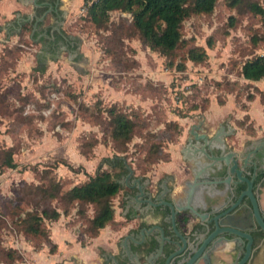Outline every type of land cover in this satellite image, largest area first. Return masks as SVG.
Listing matches in <instances>:
<instances>
[{"label":"rangeland","instance_id":"rangeland-1","mask_svg":"<svg viewBox=\"0 0 264 264\" xmlns=\"http://www.w3.org/2000/svg\"><path fill=\"white\" fill-rule=\"evenodd\" d=\"M255 1L264 6V0ZM86 6L84 0L68 29L74 32L72 49L61 48L59 41L47 51L28 27L8 36L0 24V150L11 148L15 163L9 168L0 159V264H102L115 251L124 223L122 192L112 201L114 220L99 230L98 236L105 232L99 239L90 228L93 204L54 199L51 205L64 218L58 225L69 234L68 243L59 241L63 249L57 255L52 254L58 245L50 251L59 240L51 222L45 221L50 241L17 229L7 200L34 209L41 195L36 186H45L49 178L67 190L100 166L115 174L118 169L105 161L115 155L123 156L134 174L152 178L157 157L174 159L189 126L202 116L214 121L223 107V118L239 125V138L261 134L264 127V77L248 81L241 75L245 60L264 55V23L258 15L218 0L211 14L184 20L186 48L203 46L207 59L185 61L180 71L175 65L184 49L169 59L142 45L126 21L128 14L118 11L110 13L109 27L98 29L85 17ZM111 104L132 114L127 145H116L110 137L103 110ZM84 105L93 112L85 113Z\"/></svg>","mask_w":264,"mask_h":264},{"label":"water","instance_id":"water-1","mask_svg":"<svg viewBox=\"0 0 264 264\" xmlns=\"http://www.w3.org/2000/svg\"><path fill=\"white\" fill-rule=\"evenodd\" d=\"M24 1L40 6L37 0ZM51 7L49 4L42 17ZM232 131L230 126L228 132L221 126L211 139L205 140L195 131V140L183 145L182 157L193 175L183 202L172 196L153 203L149 196L141 197L138 185L137 202L164 206L171 221L172 240L168 243L172 248L155 264H264V141L253 145L242 159L221 141L223 133ZM126 167L127 180L133 170ZM128 207L129 204L125 209ZM179 215L187 225L198 218V229L182 234L176 227ZM162 249L160 245L159 252ZM123 250L128 251L124 243ZM113 262L118 264L114 257Z\"/></svg>","mask_w":264,"mask_h":264},{"label":"trees","instance_id":"trees-1","mask_svg":"<svg viewBox=\"0 0 264 264\" xmlns=\"http://www.w3.org/2000/svg\"><path fill=\"white\" fill-rule=\"evenodd\" d=\"M217 1L92 0L91 4L86 6L85 17L98 29H102L104 25L109 27L113 23L110 20L111 12L118 11L123 14H128L126 21L131 26L133 35L137 37L142 45L149 47L151 50L158 51L169 59L175 55L177 50L184 49L183 59L175 65L181 71L186 68L185 61L199 64L207 59V52L203 46L192 45L186 48L187 40L182 34L184 20L194 15L211 14L214 11ZM225 1L231 8L241 9L244 12L258 15L264 23V6L259 2L255 0ZM44 11V8L41 9L37 16H40ZM233 17V15L229 16L232 25L234 22ZM33 22L34 19L31 23L22 25L20 32L24 30V26L28 27L31 32ZM30 37L34 39V35ZM54 38L58 40L60 37H55L54 35ZM207 43L208 46L212 45L210 40ZM168 64L172 66L174 63L170 60ZM241 75L248 81H259L262 79L264 77V55H256L245 60L241 66ZM100 106L102 105L100 104ZM83 109L85 113L89 111L93 112V110L85 105ZM100 109L99 112L104 113ZM103 111H105L108 118L110 137L114 144L127 145L131 140L134 128L132 114H128L119 109L116 104H111ZM12 155L13 151L11 148L1 149V165L9 168L15 167ZM157 158V162L167 161L169 155L164 159L162 157ZM105 161L108 162L111 168H117L118 171L115 174H111L108 170H102L100 166L97 168L94 176H89L86 181L74 185L67 190H62L61 182L53 178H49L45 186H36V189L41 192V195L39 199L40 204L32 205L34 209H23L22 206L15 204V201L12 199L7 200L8 204L6 205V209L9 213L14 214L11 216L15 217L14 223L17 229L25 235L43 236L50 241V235L48 228L45 226V221L54 222L61 216L60 211L51 205L54 199L59 198L64 204L65 202L69 204H93L95 211L90 221V228L93 229L94 236H98L99 230L114 220L112 201L122 191V185L119 179L128 171L126 167L128 164L123 156L115 155L114 158ZM123 203L124 200L121 198V207ZM62 212L66 213L68 210L64 209ZM55 247V243L51 244L50 251L54 250ZM11 253H14L13 250Z\"/></svg>","mask_w":264,"mask_h":264},{"label":"flooded vegetation","instance_id":"flooded-vegetation-1","mask_svg":"<svg viewBox=\"0 0 264 264\" xmlns=\"http://www.w3.org/2000/svg\"><path fill=\"white\" fill-rule=\"evenodd\" d=\"M61 40L59 38L55 40V43L58 44L60 41L62 44ZM56 47L57 45H54L52 50H55ZM229 122L230 120L227 118H222L213 126V121L202 116L189 126L184 142L178 146V153L183 164L181 169L185 173V177L179 185L180 190L178 194L181 196H178L176 192L178 181L173 173L162 174L154 180L149 176L136 175L132 171L131 176L126 180L127 171L119 179L122 185V199L124 200L121 207L124 223L121 227L122 233L114 243L115 251L108 252L104 256L102 264H114L113 257L118 264H155L159 257L172 248V245L168 243V241L172 240V237H170L172 229L168 210L164 206L153 207L147 203L140 204L137 202V198H140L139 196L137 197V194L140 192L138 185L143 192L141 197L145 199L146 196H149L153 203H157L162 199L170 200L172 196L178 197L183 202L188 190L187 183L193 184V175L190 167L182 157V147L189 140H195L193 135L195 131L201 136V140H205L211 139L221 126L224 127V131L226 132L229 131V126L232 127V133L228 135L223 133L221 141L227 143L235 152H238L239 157H242V159L246 158L248 150L253 145L264 141V132L259 130L262 132L259 134L258 131H254V135H247L250 138H245L241 141V150H236L238 142L234 141L233 138L237 132ZM233 124L239 128L234 122ZM157 196L158 200H155ZM127 204H129V207L126 210ZM146 206L149 208H146ZM195 219H197V222H193L190 225V231L187 233L183 231L178 217L176 219V227L182 234L189 235L194 229H198L197 227H199V220L198 218ZM123 243L126 244L128 251L123 250ZM160 245H163V249L159 252ZM111 256L113 257L111 258Z\"/></svg>","mask_w":264,"mask_h":264},{"label":"crops","instance_id":"crops-1","mask_svg":"<svg viewBox=\"0 0 264 264\" xmlns=\"http://www.w3.org/2000/svg\"><path fill=\"white\" fill-rule=\"evenodd\" d=\"M37 2L40 3L39 7H35L31 3H26V1L24 0H0V24L2 25V30L6 33V35L17 36V34H19V31L22 28V25L26 23H31L34 19V22L31 25L32 29L30 32V36L34 35V41H37L41 47L43 46L45 48V50L51 51L52 47L56 45L54 35L55 37L59 36L60 39H62L61 48H65L66 46L70 49L75 48V38L71 35L74 32H71L68 29H72L69 26L73 21L72 19L77 15L80 6L84 3V0H37ZM49 4H51L52 6L51 11L48 12L44 17H42L43 13L48 10ZM43 8L45 9V11L40 16H37L40 10ZM34 23L35 27H33ZM220 110L222 111L220 112L221 116H218L213 121V126L216 124L217 121H220L224 116H226V108L223 107L220 108L219 111ZM231 125L235 128V131L237 130V134L233 138V140L235 141V139H238L236 150L240 151L241 141L245 138L250 137L244 136L242 138H239L240 135L238 131L239 129H237L238 127H235L234 124ZM259 130L264 132V127L260 126ZM182 167L183 164L180 160L179 154L176 155L174 159L171 155L167 161H160L155 165L154 175L152 179L155 180L165 173H173L178 181V188L176 189V192L178 194V191L180 190L179 185L181 184L182 179L185 177V173L181 169ZM178 196L181 195L178 194ZM61 216L57 221L51 222L52 226H50V228L55 230L54 232L59 233L58 235L56 234L53 236L55 238L57 237L59 240L54 239L53 243L58 245V249L57 252L53 253L52 255H57V253H60L63 249L59 243L60 240H63L65 243H68V241L66 240V237H69L68 232L61 229L60 225H58V223L64 219L63 216ZM121 216L123 218L122 213ZM178 219L180 221L183 231L186 233L189 232L190 224L187 225L183 221V219H181V215L178 216ZM190 222H197V219L193 218L190 220ZM103 232H101V234L96 238L99 239V237L105 236V232ZM68 250L66 249L64 251L68 252ZM72 255L73 252L70 256ZM38 260L41 261L39 258ZM47 261L52 262L53 259H49Z\"/></svg>","mask_w":264,"mask_h":264},{"label":"built area","instance_id":"built-area-1","mask_svg":"<svg viewBox=\"0 0 264 264\" xmlns=\"http://www.w3.org/2000/svg\"><path fill=\"white\" fill-rule=\"evenodd\" d=\"M91 0H86V5H90L91 4Z\"/></svg>","mask_w":264,"mask_h":264}]
</instances>
